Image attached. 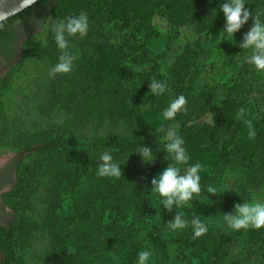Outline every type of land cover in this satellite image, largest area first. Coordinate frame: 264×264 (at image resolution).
Segmentation results:
<instances>
[{"label":"trees","instance_id":"16d2710c","mask_svg":"<svg viewBox=\"0 0 264 264\" xmlns=\"http://www.w3.org/2000/svg\"><path fill=\"white\" fill-rule=\"evenodd\" d=\"M201 1L39 0L8 18L0 27V50L8 47L20 26L27 24L31 16H39L40 23H47L48 19L52 23L83 12L88 15V24L96 33L110 24L123 31L131 30L121 43L101 42L94 47V53L85 64L81 93L84 109L90 110V99H97L101 88L109 85L112 89L110 103L91 114L97 127L108 129L118 123L138 134V138L107 136L90 139L54 131H16L14 139L4 138L0 143L11 144L13 150L21 154V160L15 185L3 195V201L12 209L15 219L8 226L0 227L2 264H23L21 241L25 218L21 211L28 195L31 168L33 164L41 163L51 167L55 174L45 196L46 214L41 219L36 218L30 229L32 232L42 230L49 236L50 264H136L141 250L152 252L155 264H236L232 260L233 251L243 240L259 246L261 264H264V228L233 230L232 234H227L206 226L207 231L195 236L196 225L192 220L199 219L196 194L191 201L169 211L151 191V178L168 163H174L164 150L162 125L176 128L184 138L190 159L179 165L182 172L194 163L202 165L201 191L235 155L239 156L247 173L248 186L257 189L264 184V112H260L254 103L237 98L239 91L264 87V71L249 72L251 77L247 80L235 78L233 87L225 89L224 94L213 86L200 91L201 71L191 72L198 51L183 44L184 59L175 72L174 83L155 61L149 71L138 74V82L130 91L123 86L125 70L144 63L147 49L139 36L145 30L153 29L157 17L167 21L178 35L186 32L189 22L196 18L211 36L209 45L222 50L228 48L229 43L222 39L221 32L224 14L219 4L223 0H209L207 8L197 11ZM246 3L253 16L259 14L264 19V0H246ZM34 36L28 40H33ZM48 38L47 48L54 65L61 50L50 29ZM198 48L203 51L204 46L198 45ZM230 53L233 55L234 50ZM10 66L14 69L12 64ZM59 77V73L52 75L55 82H59ZM151 79L163 81L167 86L165 93L152 96ZM173 88L174 98L183 94L187 103L174 119L165 121L162 112L171 101ZM248 121H251V127ZM140 144L151 147L156 159L145 166L130 167L128 159L141 158L133 152ZM104 151L111 152L115 159L121 157L119 161L124 162L120 165L122 176H97L99 156ZM27 153L23 158L22 155ZM250 200L251 193L242 188L236 197L237 203ZM177 213L187 223L183 232L173 234L170 221ZM173 249L177 255L173 256Z\"/></svg>","mask_w":264,"mask_h":264},{"label":"rangeland","instance_id":"374dc122","mask_svg":"<svg viewBox=\"0 0 264 264\" xmlns=\"http://www.w3.org/2000/svg\"><path fill=\"white\" fill-rule=\"evenodd\" d=\"M209 0L198 3L197 11L204 10L209 6ZM253 21H248L234 35V41H228L227 49H219L218 46L209 45L210 34H208L200 21L196 18L189 22L188 30L183 34L177 33L175 28L169 27L167 21L157 17L153 29L145 30L140 36L147 52L142 65L131 66L126 69L123 77V86L127 91L138 82V74L149 71L156 61L162 73L174 83L175 72L184 59L183 44L189 45L198 51V59L192 71L200 70L198 79L200 91H206L210 86L215 87L221 94L225 89L232 88L234 79L247 80L251 77L249 72L256 70L253 65L246 62L250 50L242 49L239 44L243 34L249 30ZM51 22H41L36 30L28 35L19 46L17 60L13 65L5 68L0 73V142L4 138H13L16 131L22 132H63L76 134L90 139L96 137L138 138V134L123 124H114L108 129H100L98 123L91 115L98 109L106 107L110 102L112 89L109 85L101 88L97 99H90L92 109H84L81 93V84L84 76V68L87 60L94 53V47L101 42L118 44L131 30L123 31L118 26L110 24L105 30L94 32L89 26L84 35L69 37L68 50L76 59L73 69L69 73H59V82H55L49 74L52 67L50 51L47 48L49 38L48 32ZM46 34L47 43H43L42 37ZM35 35L33 40H28ZM181 37V38H180ZM198 45L204 46L203 51ZM234 50V54L230 50ZM58 57V54H56ZM189 73V77L192 73ZM56 84V86H55ZM174 88L171 92V100L174 99ZM98 96V95H97ZM238 99L254 103L260 112H264V87L250 90L249 88L239 91ZM94 100V101H93ZM0 143V166L10 160L21 156L13 150L12 145ZM28 155H22L26 157ZM120 156L117 159L120 160ZM129 166L137 164L145 166L147 163L139 159H128ZM30 181L27 182L28 195L21 214L25 218L22 237V263L23 264H50L51 247L50 238L44 231L30 229L36 218L41 219L47 211L45 196L55 171L41 163L32 166ZM209 185L216 186L221 193H208ZM242 188H247L251 193L250 202L264 203V184L253 189L247 184V173L238 155L219 171L214 179L210 181L205 189L196 194L195 202L199 211V219L214 231L232 234L233 230L228 228L223 214L234 210L237 203L236 197ZM12 210V209H11ZM12 222L14 212L8 209ZM9 222V221H8ZM179 228L172 231L173 234L183 232ZM143 235L141 239H143ZM173 249V256L177 255ZM236 264H261L262 254L258 245L243 240L233 251V259ZM155 257L151 252L149 264H155Z\"/></svg>","mask_w":264,"mask_h":264},{"label":"clouds","instance_id":"9594fccd","mask_svg":"<svg viewBox=\"0 0 264 264\" xmlns=\"http://www.w3.org/2000/svg\"><path fill=\"white\" fill-rule=\"evenodd\" d=\"M36 0H19L17 8L13 11H22L32 6ZM246 0H223L219 4V9L224 14V25L222 29L224 40L234 41V35L252 18V26L243 34V39L239 46L242 49L250 50V55L245 59L246 62L253 65L258 71H264V19L259 14L253 16L252 12L246 7ZM9 13L0 11V27L7 20ZM88 15L81 12L79 15L69 16L65 19H58L49 26L53 34L56 46L61 50L58 61L51 67L49 74L69 73L73 69L76 56L68 50L69 37L76 35H84L88 30ZM43 43H47L46 34L41 38ZM163 71V69H162ZM166 84L158 79H151L149 84L150 94L157 96L165 93ZM187 103L183 94L177 95L172 99L162 112L165 121L175 118L178 112L184 110ZM243 112V109H241ZM251 127V121L247 122ZM163 132L164 150L171 156L174 163H168L167 166L157 175L151 178V191L160 198L161 206L169 211L173 207H181L186 202L192 200L194 194L201 192V175L200 169L202 165L197 162L187 166L182 172L179 165L186 164L190 159L184 147L185 141L182 135L174 127L165 128L163 125L160 129ZM255 135V132H250ZM138 153L142 162L151 164L155 161L156 155L152 148L144 144H140ZM99 164L96 174L99 177H120L122 162L115 159L111 152L104 151L99 156ZM208 193H221L216 186L209 185ZM224 221L228 228L238 231L241 229L264 228V203L248 202L236 203L234 210L223 214ZM186 220L177 213L170 221L171 229L183 228ZM192 223L196 225L195 236H199L207 231L199 219L194 218ZM151 252L149 250H141L137 254L136 264H149Z\"/></svg>","mask_w":264,"mask_h":264},{"label":"flooded vegetation","instance_id":"af4514ba","mask_svg":"<svg viewBox=\"0 0 264 264\" xmlns=\"http://www.w3.org/2000/svg\"><path fill=\"white\" fill-rule=\"evenodd\" d=\"M40 17L35 16L28 18V23L20 26V30L17 31L15 38L11 41L7 48L0 50V71L11 64L14 65L17 60V54L19 46L24 39L30 35L38 25L40 24ZM0 72V73H1ZM20 156L8 161L4 165L0 166V227L8 226L10 224V218L12 213H8V209L12 211L9 206L4 203L3 195L10 191L15 185L17 180V167L20 161ZM9 221V222H8ZM3 255L0 253V264H2Z\"/></svg>","mask_w":264,"mask_h":264},{"label":"water","instance_id":"95a60500","mask_svg":"<svg viewBox=\"0 0 264 264\" xmlns=\"http://www.w3.org/2000/svg\"><path fill=\"white\" fill-rule=\"evenodd\" d=\"M38 1L39 0H36V2H38ZM18 3H19V0H0V11L9 13V15L7 17V19H8V18L22 12L23 10L27 9V8H25L22 11H13L17 8Z\"/></svg>","mask_w":264,"mask_h":264}]
</instances>
